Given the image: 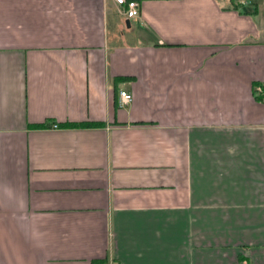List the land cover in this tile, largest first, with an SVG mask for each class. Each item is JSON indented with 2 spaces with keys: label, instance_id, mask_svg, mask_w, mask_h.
I'll return each instance as SVG.
<instances>
[{
  "label": "crops",
  "instance_id": "1",
  "mask_svg": "<svg viewBox=\"0 0 264 264\" xmlns=\"http://www.w3.org/2000/svg\"><path fill=\"white\" fill-rule=\"evenodd\" d=\"M138 1L0 0V264H264V0Z\"/></svg>",
  "mask_w": 264,
  "mask_h": 264
},
{
  "label": "built area",
  "instance_id": "2",
  "mask_svg": "<svg viewBox=\"0 0 264 264\" xmlns=\"http://www.w3.org/2000/svg\"><path fill=\"white\" fill-rule=\"evenodd\" d=\"M118 4L125 6V14L128 18H134L140 15L141 7L140 2L138 0H115ZM242 3H246L249 0H240ZM120 97L122 99V104H128L129 102L133 101L134 95L126 90H120ZM54 127H58V123L53 124Z\"/></svg>",
  "mask_w": 264,
  "mask_h": 264
},
{
  "label": "trees",
  "instance_id": "3",
  "mask_svg": "<svg viewBox=\"0 0 264 264\" xmlns=\"http://www.w3.org/2000/svg\"><path fill=\"white\" fill-rule=\"evenodd\" d=\"M234 1H235V0H234ZM239 4H240V3H238L236 6L239 7ZM83 124L87 125V124H89V123L86 122V123H83Z\"/></svg>",
  "mask_w": 264,
  "mask_h": 264
},
{
  "label": "water",
  "instance_id": "4",
  "mask_svg": "<svg viewBox=\"0 0 264 264\" xmlns=\"http://www.w3.org/2000/svg\"><path fill=\"white\" fill-rule=\"evenodd\" d=\"M128 25L130 26V19L127 20Z\"/></svg>",
  "mask_w": 264,
  "mask_h": 264
}]
</instances>
